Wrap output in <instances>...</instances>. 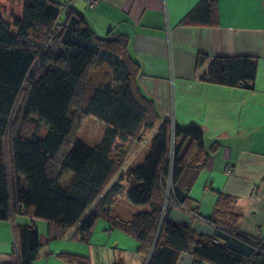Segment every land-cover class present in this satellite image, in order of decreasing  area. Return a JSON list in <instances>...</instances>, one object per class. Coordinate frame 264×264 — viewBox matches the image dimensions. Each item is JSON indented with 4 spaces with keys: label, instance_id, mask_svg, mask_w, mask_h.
<instances>
[{
    "label": "trees",
    "instance_id": "obj_1",
    "mask_svg": "<svg viewBox=\"0 0 264 264\" xmlns=\"http://www.w3.org/2000/svg\"><path fill=\"white\" fill-rule=\"evenodd\" d=\"M16 1L20 16L0 17V222L20 216L42 221L51 242L65 237L97 203L73 235L84 246L102 219L138 244L146 264H177L184 255L192 264H264V244L237 231L238 216L226 197L219 196L209 219L203 218L216 228L210 237L169 220L174 208L195 213L188 193L218 143L206 148L200 128L159 121L153 102L137 86L139 66L128 55L127 39L113 32L96 36L77 13L62 15L67 2ZM210 8L202 0L182 23L208 24ZM205 61L199 56L197 67ZM256 67L249 57L214 58L200 81L251 90ZM86 117L103 128L93 147L77 140ZM41 123L47 131L39 138ZM154 129L146 159L123 169L118 142L140 144ZM121 169L127 202L147 208L128 220L105 210L123 189L118 182L104 192ZM67 172L73 178L63 190L59 180ZM40 247L35 226H15L8 264H33ZM58 258L89 264L81 256Z\"/></svg>",
    "mask_w": 264,
    "mask_h": 264
},
{
    "label": "crops",
    "instance_id": "obj_2",
    "mask_svg": "<svg viewBox=\"0 0 264 264\" xmlns=\"http://www.w3.org/2000/svg\"><path fill=\"white\" fill-rule=\"evenodd\" d=\"M56 1L67 2L62 14L77 13L96 36L113 32L127 39L128 55L139 66L137 86L153 102L160 122L200 128L206 148L218 143L188 193L195 213L174 208L169 220L210 237L216 228L197 217L209 219L216 200L223 196L232 201L230 211L238 216L237 231L264 244V0H206L211 4L208 24L182 23L202 0H97L93 9L81 0ZM199 56L207 61L197 67ZM237 57L257 62L251 90L200 81L210 60ZM102 133L99 126L97 137L86 145L98 144ZM155 133V129L149 132L145 143L118 142L123 145V169L142 164ZM227 163L233 169L230 177L225 175ZM123 169L105 193L119 182ZM72 178L69 172L63 174L59 180L63 190ZM119 184L122 191L105 210L128 220L131 214L147 209L129 204L125 198L128 183ZM96 204L86 209L65 237L51 242L42 221L20 216L13 222H0V264L10 262L13 229L25 225L35 226L40 235L41 247L33 264H67L58 258L61 254L84 257L89 264H146L137 253L138 244L102 219L96 221L85 246L73 237ZM177 264H192V260L184 255Z\"/></svg>",
    "mask_w": 264,
    "mask_h": 264
},
{
    "label": "rangeland",
    "instance_id": "obj_3",
    "mask_svg": "<svg viewBox=\"0 0 264 264\" xmlns=\"http://www.w3.org/2000/svg\"><path fill=\"white\" fill-rule=\"evenodd\" d=\"M2 6H5L7 10H4ZM18 8H19V2L16 0H0V17L9 21L10 12L11 13L13 12L15 15L20 14L21 10L20 8L18 10ZM99 126L101 125L95 119L91 117H86L84 123L82 124L81 129L77 134V140L87 145L90 144L91 141H93V139L97 137L99 132ZM46 131H47V127L43 123H41L36 134L39 138H42L46 133ZM178 144L179 141L177 145ZM150 145L148 146V148L150 147Z\"/></svg>",
    "mask_w": 264,
    "mask_h": 264
},
{
    "label": "built area",
    "instance_id": "obj_4",
    "mask_svg": "<svg viewBox=\"0 0 264 264\" xmlns=\"http://www.w3.org/2000/svg\"><path fill=\"white\" fill-rule=\"evenodd\" d=\"M75 0H70V2H73ZM84 2V4L90 8V9H93L95 4H96V1L97 0H81ZM160 127V123H158L156 125L155 128H159ZM169 169H171L172 167V161H173V142L170 143V147H169ZM225 175L230 177L233 175V169H232V165L230 163H227L226 166H225ZM197 219L203 223H207L203 218L201 217H197Z\"/></svg>",
    "mask_w": 264,
    "mask_h": 264
}]
</instances>
